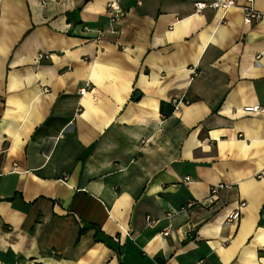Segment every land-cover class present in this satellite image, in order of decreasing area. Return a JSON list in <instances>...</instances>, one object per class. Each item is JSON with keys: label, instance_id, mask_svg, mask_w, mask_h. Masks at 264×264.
Returning a JSON list of instances; mask_svg holds the SVG:
<instances>
[{"label": "crops", "instance_id": "1", "mask_svg": "<svg viewBox=\"0 0 264 264\" xmlns=\"http://www.w3.org/2000/svg\"><path fill=\"white\" fill-rule=\"evenodd\" d=\"M112 1L0 0V264H264V16Z\"/></svg>", "mask_w": 264, "mask_h": 264}, {"label": "built area", "instance_id": "2", "mask_svg": "<svg viewBox=\"0 0 264 264\" xmlns=\"http://www.w3.org/2000/svg\"><path fill=\"white\" fill-rule=\"evenodd\" d=\"M236 4L232 0H199L195 3V12L200 13L206 8H210L212 10H219L223 13L227 12L230 8L235 7ZM243 11V22L245 24H251L252 21L261 19L264 14L257 12L253 7V0H246L244 6H242ZM107 15L110 18V23L114 24L116 20L121 16L122 12L120 10L119 4L117 0L110 2L106 8ZM113 34H117L116 30H112ZM46 57V56H40ZM178 109V105L176 104L175 110ZM255 108L254 110H256ZM222 188V186H217L211 190V197H214L217 190ZM243 206V205H241ZM239 217L238 212H234L229 215L228 220L236 221ZM164 236L168 235V232L163 233Z\"/></svg>", "mask_w": 264, "mask_h": 264}, {"label": "water", "instance_id": "3", "mask_svg": "<svg viewBox=\"0 0 264 264\" xmlns=\"http://www.w3.org/2000/svg\"><path fill=\"white\" fill-rule=\"evenodd\" d=\"M139 94H136V97H138Z\"/></svg>", "mask_w": 264, "mask_h": 264}]
</instances>
